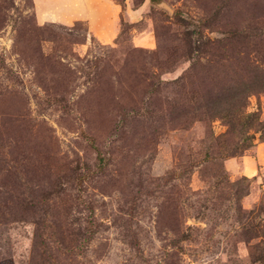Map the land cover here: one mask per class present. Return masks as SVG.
<instances>
[{
    "label": "rangeland",
    "instance_id": "1",
    "mask_svg": "<svg viewBox=\"0 0 264 264\" xmlns=\"http://www.w3.org/2000/svg\"><path fill=\"white\" fill-rule=\"evenodd\" d=\"M70 1L0 0V264H264V0Z\"/></svg>",
    "mask_w": 264,
    "mask_h": 264
},
{
    "label": "crops",
    "instance_id": "2",
    "mask_svg": "<svg viewBox=\"0 0 264 264\" xmlns=\"http://www.w3.org/2000/svg\"><path fill=\"white\" fill-rule=\"evenodd\" d=\"M105 3V2H104ZM96 5H97V3H95ZM72 4H71V1L68 3V4H63V2H62V0H60V4H59V7L60 8H58L59 10H58V14L59 15H57L56 17H57V19H63L64 20V22H69L70 21V19H72L73 17H77V14L76 15H74L75 14V12H73V8H72V6H71ZM105 5H107V3H105V4H103V5H101V8L100 9H102L103 11H104V9L106 8V6ZM93 6H91L90 8H92ZM95 7V6H94ZM92 9H95V8H92ZM95 11V10H94ZM85 13V11L83 10L82 11V13ZM82 13L80 14V16H79V19L80 18H83L84 20H86V21H89L90 22V26H91V29H94V25H95V23H94V18H95V15H96V13H98V10H96V12L94 13L93 11H91V13H89V14H87V15H82ZM94 13V14H93ZM78 18V17H77ZM74 19V18H73ZM96 32H94V34H95Z\"/></svg>",
    "mask_w": 264,
    "mask_h": 264
}]
</instances>
